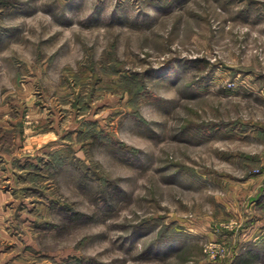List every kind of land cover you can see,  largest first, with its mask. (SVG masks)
<instances>
[{
  "label": "rangeland",
  "instance_id": "rangeland-1",
  "mask_svg": "<svg viewBox=\"0 0 264 264\" xmlns=\"http://www.w3.org/2000/svg\"><path fill=\"white\" fill-rule=\"evenodd\" d=\"M0 264H264V0H0Z\"/></svg>",
  "mask_w": 264,
  "mask_h": 264
},
{
  "label": "crops",
  "instance_id": "crops-1",
  "mask_svg": "<svg viewBox=\"0 0 264 264\" xmlns=\"http://www.w3.org/2000/svg\"><path fill=\"white\" fill-rule=\"evenodd\" d=\"M5 199H6V196H4L2 194V192L0 191V207H1L2 203H3V200H5Z\"/></svg>",
  "mask_w": 264,
  "mask_h": 264
}]
</instances>
